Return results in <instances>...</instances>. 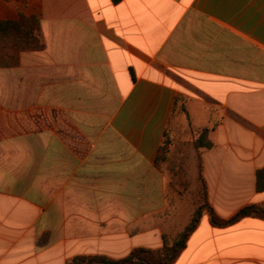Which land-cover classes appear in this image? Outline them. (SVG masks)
I'll return each instance as SVG.
<instances>
[{
  "label": "crops",
  "instance_id": "0c3cea01",
  "mask_svg": "<svg viewBox=\"0 0 264 264\" xmlns=\"http://www.w3.org/2000/svg\"><path fill=\"white\" fill-rule=\"evenodd\" d=\"M19 15L42 47L0 38V264L162 247L179 165L220 218L264 206V0H0ZM179 126L211 147L157 161ZM173 264H264V219L202 211Z\"/></svg>",
  "mask_w": 264,
  "mask_h": 264
},
{
  "label": "trees",
  "instance_id": "16d2710c",
  "mask_svg": "<svg viewBox=\"0 0 264 264\" xmlns=\"http://www.w3.org/2000/svg\"><path fill=\"white\" fill-rule=\"evenodd\" d=\"M120 0H111L113 4H117ZM38 20L35 16L19 15L16 20L0 21V38H23L27 42L28 47L40 49L42 47L37 37ZM207 128L198 131L196 138L193 140L195 149L210 148L211 143L207 141ZM168 146V142L159 148L157 161L162 156L164 147ZM255 188L257 191L264 190V167L256 172ZM202 211H206L209 221L213 226L224 227L237 222L243 217L251 216L264 219V206L252 204L247 205L237 211L231 217L224 219L218 217L211 206L205 199L202 203L194 208L193 214L188 224L177 234L163 235V245L160 248H133L130 253L119 259H113L105 255H79L66 261V264H173L180 252L184 249L185 243L189 235L196 228Z\"/></svg>",
  "mask_w": 264,
  "mask_h": 264
},
{
  "label": "rangeland",
  "instance_id": "374dc122",
  "mask_svg": "<svg viewBox=\"0 0 264 264\" xmlns=\"http://www.w3.org/2000/svg\"><path fill=\"white\" fill-rule=\"evenodd\" d=\"M20 39L23 38H16L17 41H21ZM23 42L24 41H22L20 45H23ZM177 132L174 136L173 133L171 136V131L168 132L167 138L169 143L168 146L164 147L163 153L166 152L169 154L168 159L170 162L177 163L176 160H180V164L185 165L187 160L193 161L195 158V150L192 141L196 138L198 132H193L191 128L185 126L177 127ZM170 150H173V152ZM177 151L180 154V158L178 159L175 155ZM179 166L177 171L174 170L175 168H169V166H167L170 170L169 173H166L169 179L168 189L166 191L167 198L177 199L174 202V204L176 203L177 205L174 207L175 213L172 222L175 228H179L178 230L184 228L188 224L191 217L192 206L197 207L202 203L203 199V193L199 188L200 185L197 182L196 174L192 173L193 171L186 172L189 167Z\"/></svg>",
  "mask_w": 264,
  "mask_h": 264
}]
</instances>
